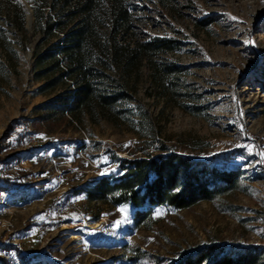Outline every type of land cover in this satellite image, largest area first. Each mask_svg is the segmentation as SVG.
<instances>
[{"label":"rangeland","instance_id":"374dc122","mask_svg":"<svg viewBox=\"0 0 264 264\" xmlns=\"http://www.w3.org/2000/svg\"><path fill=\"white\" fill-rule=\"evenodd\" d=\"M136 1L133 37L177 41L158 57L167 76L159 81L146 63L122 79L127 93L115 108L42 121L36 106L66 85L42 91L45 79L34 74V52L48 44H39L28 11L43 1L0 0V157L9 156L0 161V264H178L211 245L220 255L258 246L255 264H264V0ZM19 120L35 141L23 135L3 148L8 135L19 137L11 133ZM223 151L243 170L239 189L180 210L158 207L138 225L127 202L87 195L123 157ZM18 177L20 188L5 181ZM64 224L85 238L74 240Z\"/></svg>","mask_w":264,"mask_h":264},{"label":"trees","instance_id":"16d2710c","mask_svg":"<svg viewBox=\"0 0 264 264\" xmlns=\"http://www.w3.org/2000/svg\"><path fill=\"white\" fill-rule=\"evenodd\" d=\"M41 1L34 7L33 15L41 33L39 44L46 41L48 45L34 52V74L45 79L39 87L42 91L61 83L66 85L59 95L36 106L38 119L55 118L62 112L78 118L93 110L115 108L127 93L122 79L137 73L146 63L159 81L167 76L158 57L176 50L177 41L163 36L133 37L132 23L138 18L139 7L136 0ZM15 6L19 7L23 26V5L16 2ZM54 35L58 41L51 39ZM22 140L23 134L16 139L8 135L2 147H16ZM8 157H0V161ZM232 157L224 151L209 158L182 152L123 157L117 162L116 174L98 178L87 195L91 200H108L112 196L115 202H127L134 209L138 225L158 207L180 210L239 189L243 170L239 165H231ZM20 179L5 181L11 183L10 187L20 188ZM258 248L231 249L220 255L224 248L204 246L196 254L184 256L178 264H255ZM1 261L8 264L5 258Z\"/></svg>","mask_w":264,"mask_h":264},{"label":"built area","instance_id":"2783aa9c","mask_svg":"<svg viewBox=\"0 0 264 264\" xmlns=\"http://www.w3.org/2000/svg\"><path fill=\"white\" fill-rule=\"evenodd\" d=\"M11 133L15 136H19L20 134H23L24 137H26V140L28 143L32 144L36 139V134L33 131L30 122L27 120H19L16 122L11 130ZM69 204H71L72 207L76 204L74 201H70ZM64 205L61 203H57L56 209L54 213L62 214L64 212ZM47 216L50 217L51 213H47ZM9 264L13 263L12 259H8Z\"/></svg>","mask_w":264,"mask_h":264},{"label":"bare ground","instance_id":"6f19581e","mask_svg":"<svg viewBox=\"0 0 264 264\" xmlns=\"http://www.w3.org/2000/svg\"><path fill=\"white\" fill-rule=\"evenodd\" d=\"M28 17H29V22H32V15H31V8L29 7V11H28ZM84 226L86 227H90V228H94L97 227L99 225H101V223L99 221L96 220H86L83 223ZM63 231L69 235L72 236V238L74 240H77L78 242L82 241L85 236L80 233L79 231L76 230L75 225L72 224H64L63 226Z\"/></svg>","mask_w":264,"mask_h":264},{"label":"snow or ice","instance_id":"6c2138e0","mask_svg":"<svg viewBox=\"0 0 264 264\" xmlns=\"http://www.w3.org/2000/svg\"><path fill=\"white\" fill-rule=\"evenodd\" d=\"M252 41H249V43H251ZM261 155H264V153H261ZM121 212H125L124 208H121ZM157 215H160V213H157Z\"/></svg>","mask_w":264,"mask_h":264},{"label":"water","instance_id":"95a60500","mask_svg":"<svg viewBox=\"0 0 264 264\" xmlns=\"http://www.w3.org/2000/svg\"><path fill=\"white\" fill-rule=\"evenodd\" d=\"M33 8L31 7V15L33 14V10H32ZM33 16V15H32Z\"/></svg>","mask_w":264,"mask_h":264}]
</instances>
